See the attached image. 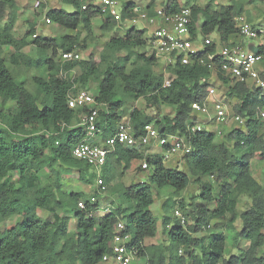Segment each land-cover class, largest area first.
Instances as JSON below:
<instances>
[{"label":"clouds","instance_id":"1","mask_svg":"<svg viewBox=\"0 0 264 264\" xmlns=\"http://www.w3.org/2000/svg\"><path fill=\"white\" fill-rule=\"evenodd\" d=\"M0 264H264V0H0Z\"/></svg>","mask_w":264,"mask_h":264},{"label":"trees","instance_id":"2","mask_svg":"<svg viewBox=\"0 0 264 264\" xmlns=\"http://www.w3.org/2000/svg\"><path fill=\"white\" fill-rule=\"evenodd\" d=\"M61 11H64V10H63V9H61ZM97 11H99V9H97ZM69 15H70V16H75V15H77V13H69ZM204 23L206 24V23H207V21H205ZM100 27H101V28H103V27H104V24H103V22H101V23H100ZM130 31H131V29H130ZM44 39H45V40H48L49 38H47V39H46V38H44ZM33 43H35V42H33ZM67 51H68V50H66V52H67ZM85 86L87 87V85H85ZM113 102H114V103H118L119 101H118L117 99H115V98H114V99H113ZM17 191H19V189H17Z\"/></svg>","mask_w":264,"mask_h":264},{"label":"rangeland","instance_id":"3","mask_svg":"<svg viewBox=\"0 0 264 264\" xmlns=\"http://www.w3.org/2000/svg\"><path fill=\"white\" fill-rule=\"evenodd\" d=\"M44 38H46V39H47L48 37H44Z\"/></svg>","mask_w":264,"mask_h":264},{"label":"built area","instance_id":"4","mask_svg":"<svg viewBox=\"0 0 264 264\" xmlns=\"http://www.w3.org/2000/svg\"><path fill=\"white\" fill-rule=\"evenodd\" d=\"M97 9H99V8H97Z\"/></svg>","mask_w":264,"mask_h":264}]
</instances>
